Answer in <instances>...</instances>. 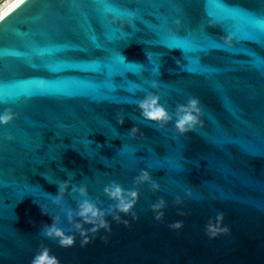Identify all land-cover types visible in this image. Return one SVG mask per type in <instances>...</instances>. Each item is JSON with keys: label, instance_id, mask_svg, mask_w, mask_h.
<instances>
[{"label": "water", "instance_id": "95a60500", "mask_svg": "<svg viewBox=\"0 0 264 264\" xmlns=\"http://www.w3.org/2000/svg\"><path fill=\"white\" fill-rule=\"evenodd\" d=\"M0 70V113H15L0 124V264L44 248L61 264H264V0H26L0 19ZM149 94L172 119L145 117ZM192 98L201 122L181 132ZM113 182L138 192L131 212ZM85 199L110 230L85 223L82 246L68 209ZM55 215L73 246L46 234Z\"/></svg>", "mask_w": 264, "mask_h": 264}, {"label": "clouds", "instance_id": "9594fccd", "mask_svg": "<svg viewBox=\"0 0 264 264\" xmlns=\"http://www.w3.org/2000/svg\"><path fill=\"white\" fill-rule=\"evenodd\" d=\"M26 0H0V19H3V15L13 8V6L18 7L20 4L25 3ZM111 11V9H109ZM129 17H135V13L129 11L127 13ZM119 19V17H117ZM229 41L232 40V37L227 38ZM39 84L43 88L47 85V80L39 79ZM154 86L155 82H154ZM140 107L143 109L145 117L161 122L166 123L168 120L172 119L171 114L165 108L163 104L160 103V97L158 95L149 94L143 100L140 101ZM179 118L176 121V126L179 131L186 132L192 130L198 123L201 122L202 109L199 107V100L197 98H192L187 104L180 105L179 109ZM15 118V113L9 108L2 113H0V124H8ZM134 133L138 129L134 128L132 130ZM151 180V175L147 170L141 172L140 175L136 177L137 183H144ZM71 179L61 182L60 193L55 197L54 202L60 204L64 193L68 190L71 185ZM153 187L158 188L159 185L153 182ZM74 192H79L82 195H87V187L79 186L72 189ZM105 191L114 199L118 201L114 205L115 209H118L120 212L129 213L133 209L136 199L138 198L137 191H127L123 188L122 185L113 182L108 185ZM178 202H180L178 200ZM165 206V202L161 200L157 204L153 205L154 209L157 210L158 215L157 219L162 218L164 213L160 211ZM47 214V213H45ZM81 217V221H76L75 217ZM106 213L101 210L93 201L83 200L79 203V211L68 209V218L70 221L75 223V227L80 231L83 240L81 242L82 246H86L91 243L93 236L89 235V230L85 229L83 225L85 223L93 224L94 227L90 230L92 233H96L100 228H105L110 230V223L107 221ZM119 219V216H117ZM61 217L59 215L53 216V223L48 225L46 228V234L50 237H59L60 243L64 247L73 246L76 242V237L74 234H68L63 228L60 227ZM223 213L219 214L218 222L210 223L208 226L209 233L212 236L219 235L220 233L227 232V227L222 225ZM174 228L182 227V223L178 222L172 225ZM32 264H61L58 257L51 254L50 249L44 248L33 260Z\"/></svg>", "mask_w": 264, "mask_h": 264}, {"label": "snow or ice", "instance_id": "6c2138e0", "mask_svg": "<svg viewBox=\"0 0 264 264\" xmlns=\"http://www.w3.org/2000/svg\"><path fill=\"white\" fill-rule=\"evenodd\" d=\"M15 8H16V6H13V8L10 9V10L7 12V14L11 13ZM0 74H2V70H0Z\"/></svg>", "mask_w": 264, "mask_h": 264}, {"label": "bare ground", "instance_id": "6f19581e", "mask_svg": "<svg viewBox=\"0 0 264 264\" xmlns=\"http://www.w3.org/2000/svg\"><path fill=\"white\" fill-rule=\"evenodd\" d=\"M4 15H5V14H4ZM4 15H3V16H4Z\"/></svg>", "mask_w": 264, "mask_h": 264}]
</instances>
